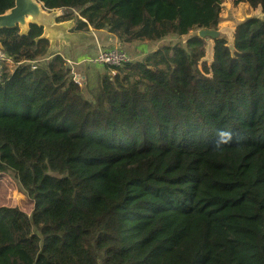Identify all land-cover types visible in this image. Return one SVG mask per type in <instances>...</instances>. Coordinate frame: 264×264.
I'll use <instances>...</instances> for the list:
<instances>
[{"label":"trees","instance_id":"obj_1","mask_svg":"<svg viewBox=\"0 0 264 264\" xmlns=\"http://www.w3.org/2000/svg\"><path fill=\"white\" fill-rule=\"evenodd\" d=\"M72 31L121 44L218 30L220 0H36ZM261 17L158 46L79 87L42 28L0 30V175L30 214L0 207V264H264ZM14 0H0V15ZM231 144L217 150V132Z\"/></svg>","mask_w":264,"mask_h":264},{"label":"crops","instance_id":"obj_2","mask_svg":"<svg viewBox=\"0 0 264 264\" xmlns=\"http://www.w3.org/2000/svg\"><path fill=\"white\" fill-rule=\"evenodd\" d=\"M60 14V10H53V12L46 11L49 28L46 29L44 37L49 42V54H59L62 56L71 69V72L75 76H80L83 86H85L87 81L86 71L85 68L79 67L77 63L83 60L93 59L100 50L119 47L133 60L134 56L144 57L145 55L142 54L147 55L153 52L158 47V43L161 42L159 41L156 44L140 42L121 44L114 35L104 30L88 28V30L84 31H72L73 21H55ZM128 45H130V49H128ZM14 66V64L8 65L7 69L11 71ZM95 67L104 69L102 66L96 65Z\"/></svg>","mask_w":264,"mask_h":264},{"label":"rangeland","instance_id":"obj_3","mask_svg":"<svg viewBox=\"0 0 264 264\" xmlns=\"http://www.w3.org/2000/svg\"><path fill=\"white\" fill-rule=\"evenodd\" d=\"M252 16L261 17V14L257 9L253 10L244 3L234 5L233 0H220L219 25L217 31L220 35L225 36L228 39L229 47L232 45V34L237 22ZM193 34H197V32H192L189 34V36ZM183 38L184 37L178 38L176 36L169 35L160 43H158V46H162L164 44L173 45L178 42H184ZM203 40L205 50L204 61L208 64L212 58L213 43L209 38H205ZM129 47L130 45H128V49H130ZM142 57L134 56L133 60L131 61L137 59L141 60ZM77 64L79 67L85 68L87 78L85 86L87 85L89 89L96 88L98 85V78L103 74L104 69L99 67L96 68V65L92 64L89 59L83 60ZM1 206L16 207L26 214H30L32 210V202L27 198L26 194L20 188L17 180L12 174L0 175V207Z\"/></svg>","mask_w":264,"mask_h":264},{"label":"water","instance_id":"obj_4","mask_svg":"<svg viewBox=\"0 0 264 264\" xmlns=\"http://www.w3.org/2000/svg\"><path fill=\"white\" fill-rule=\"evenodd\" d=\"M29 24L42 28V38L47 28L49 20L41 3L36 0H14L11 9L0 15V30L18 28L21 34L28 31ZM191 36L183 38L185 42ZM197 37L200 39L209 38L211 40L219 37V32L215 30H199ZM46 39V38H45Z\"/></svg>","mask_w":264,"mask_h":264},{"label":"built area","instance_id":"obj_5","mask_svg":"<svg viewBox=\"0 0 264 264\" xmlns=\"http://www.w3.org/2000/svg\"><path fill=\"white\" fill-rule=\"evenodd\" d=\"M89 61L94 65L110 68L111 74L113 75L115 73L113 69L128 64L131 58L123 49L116 47L108 50H100L96 56L93 59H89ZM11 64L14 63L0 47V72L3 68H7V66ZM73 80L79 87H83L82 79L79 75H73Z\"/></svg>","mask_w":264,"mask_h":264},{"label":"clouds","instance_id":"obj_6","mask_svg":"<svg viewBox=\"0 0 264 264\" xmlns=\"http://www.w3.org/2000/svg\"><path fill=\"white\" fill-rule=\"evenodd\" d=\"M234 139V134L231 130L222 129L217 132V139L215 147L217 150L221 149L222 146L231 144Z\"/></svg>","mask_w":264,"mask_h":264}]
</instances>
